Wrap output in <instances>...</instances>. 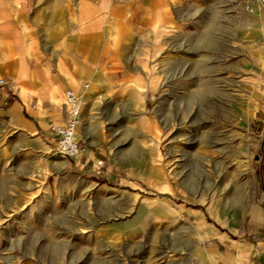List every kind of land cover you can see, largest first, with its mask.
Wrapping results in <instances>:
<instances>
[{
    "label": "rangeland",
    "instance_id": "1",
    "mask_svg": "<svg viewBox=\"0 0 264 264\" xmlns=\"http://www.w3.org/2000/svg\"><path fill=\"white\" fill-rule=\"evenodd\" d=\"M24 1L39 21L28 32L50 43V56L35 48L30 57L69 78L74 39L102 42L107 0H15L12 10ZM257 1L169 0L171 23L125 13L130 29L116 23L93 78L76 87V139L97 174L70 173L55 149L0 121V264H201L188 252L215 243L188 210L235 236L262 220L252 213L264 148V65L251 56L264 45ZM208 33L210 43L200 39Z\"/></svg>",
    "mask_w": 264,
    "mask_h": 264
},
{
    "label": "crops",
    "instance_id": "2",
    "mask_svg": "<svg viewBox=\"0 0 264 264\" xmlns=\"http://www.w3.org/2000/svg\"><path fill=\"white\" fill-rule=\"evenodd\" d=\"M12 1L15 0H0V79L6 81V85L0 87V121L11 131L32 136L31 139L44 149H55L51 126L66 121L63 108L64 92L68 89L78 91L76 87L81 75L93 78V74H90L94 68L93 63L97 54L107 48L109 38L114 36L116 23L118 28L130 29L132 20H126L125 13L132 12L133 20L140 19L145 25L153 22L171 23L174 16L169 0H124L118 4L112 3L111 0L105 1L102 7L107 9L106 21L109 22L103 30L102 42H92L86 46L81 36L74 39L73 45L78 55L75 61L68 62L71 73L69 79L64 75L61 77L58 71L53 76L46 58L30 57L35 48L48 56L50 45L44 46L50 43L43 36H33L32 32H28V26L37 25L39 21L28 12H22L25 1L16 5L23 4L21 10L16 9V6L12 10ZM34 2L35 0H26V5ZM134 2L137 3L136 7L132 5ZM74 27L76 26L73 24L72 28ZM43 28L45 29L44 26ZM212 38L211 33H208L200 39L210 43ZM251 56L261 60L264 65V45L259 52L252 51ZM53 61L57 69L58 62ZM64 62L67 65L66 59ZM101 137L99 133V138ZM64 159V169L70 173L97 174L93 152H85L78 158ZM256 160L259 182L252 213L262 220L250 221L248 226L242 228L235 236L203 222L198 214L188 210L191 222L196 224L199 232L215 243L213 247L203 249L199 254L193 250L188 252L189 256L196 255L201 264H264V148ZM244 208L245 204L241 211ZM176 217L180 219L178 213Z\"/></svg>",
    "mask_w": 264,
    "mask_h": 264
},
{
    "label": "built area",
    "instance_id": "3",
    "mask_svg": "<svg viewBox=\"0 0 264 264\" xmlns=\"http://www.w3.org/2000/svg\"><path fill=\"white\" fill-rule=\"evenodd\" d=\"M121 2L124 0H113ZM264 3V0H261ZM20 5L16 6L19 9ZM6 85V81L0 79V87ZM65 102L63 104L66 113V121L60 125L51 126L50 131L55 138V154L63 158H78L85 152L76 139V133L81 122V98L71 89L64 92Z\"/></svg>",
    "mask_w": 264,
    "mask_h": 264
},
{
    "label": "bare ground",
    "instance_id": "4",
    "mask_svg": "<svg viewBox=\"0 0 264 264\" xmlns=\"http://www.w3.org/2000/svg\"><path fill=\"white\" fill-rule=\"evenodd\" d=\"M244 194H245V192H244ZM244 194L241 190L235 194L234 203H235L236 207L240 206V204L243 200Z\"/></svg>",
    "mask_w": 264,
    "mask_h": 264
}]
</instances>
